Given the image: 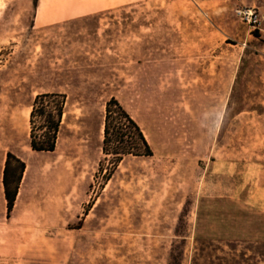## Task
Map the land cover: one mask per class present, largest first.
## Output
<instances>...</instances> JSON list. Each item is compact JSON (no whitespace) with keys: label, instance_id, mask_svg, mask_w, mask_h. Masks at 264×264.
<instances>
[{"label":"rangeland","instance_id":"obj_1","mask_svg":"<svg viewBox=\"0 0 264 264\" xmlns=\"http://www.w3.org/2000/svg\"><path fill=\"white\" fill-rule=\"evenodd\" d=\"M260 1L0 0V264H264V14L236 13ZM46 91L66 105L38 152ZM110 95L152 155L104 181L82 129ZM7 151L29 159L9 216Z\"/></svg>","mask_w":264,"mask_h":264},{"label":"trees","instance_id":"obj_2","mask_svg":"<svg viewBox=\"0 0 264 264\" xmlns=\"http://www.w3.org/2000/svg\"><path fill=\"white\" fill-rule=\"evenodd\" d=\"M65 105L66 94L63 92L35 94L28 119L31 150L51 152L55 149ZM101 152L103 158L97 170L104 181L110 178L126 155H152L151 146L139 124L114 96L107 99L104 105ZM24 169V161L8 151L2 169L6 216L13 208Z\"/></svg>","mask_w":264,"mask_h":264},{"label":"crops","instance_id":"obj_3","mask_svg":"<svg viewBox=\"0 0 264 264\" xmlns=\"http://www.w3.org/2000/svg\"><path fill=\"white\" fill-rule=\"evenodd\" d=\"M243 7H250V8H252V9H254L255 11H256V13L258 14V15H260L261 13L262 14H264V0H261L259 3H258V5H257V8H255L254 6H243ZM46 92H52V91H46ZM57 92H59V91H57ZM111 96H113V95H110V96H108L107 98H106V100L107 99H109ZM115 97V96H114ZM116 98V97H115ZM106 100L103 102V107H104V105H105V102H106ZM118 100V99H117ZM119 101V100H118ZM124 107V106H123ZM125 108V107H124ZM29 111H30V109H28V111H27V114L29 113ZM89 118H90V125L88 126V127H86V128H83L82 129V131H88V130H90L91 131V133H94L95 131H97L100 135L102 134V129H103V118H104V111H103V115H102V118H100L99 117V115H98V113H97V111H96V109L91 113V115L89 116ZM66 120H68V116H67V118H65ZM136 121V120H135ZM61 122H62V120H61ZM137 122V121H136ZM97 123V124H96ZM138 123V122H137ZM95 128L97 129V130H95ZM141 128V127H140ZM143 132V131H142ZM93 139H91V142L93 143V141H92ZM56 144H58V139H57V142H56ZM8 152V151H7ZM6 152V153H7ZM11 152V151H10ZM11 153H13V152H11ZM14 154V153H13ZM16 157H19L20 159H22L23 161H24V163H25V160L27 161V162H29V159H24L22 156H20V155H18V154H14ZM5 158H6V154H5V156H4V159H3V162H2V169H3V166H4V161H5ZM24 170H26V168L24 169ZM24 172L25 171H23V174H22V177H21V180H20V184H19V187H18V191H17V195H16V199H15V202H14V205L16 204V201H17V199H18V197H19V194H20V191H21V187H22V184H23V181H24ZM1 187H2V190H1V194H2V196H3V200H4V206H5V199H4V194H3V185H2V175H1Z\"/></svg>","mask_w":264,"mask_h":264},{"label":"built area","instance_id":"obj_4","mask_svg":"<svg viewBox=\"0 0 264 264\" xmlns=\"http://www.w3.org/2000/svg\"><path fill=\"white\" fill-rule=\"evenodd\" d=\"M236 13L239 15V17L246 21L249 24H252L255 26L260 22V19L258 17V14L256 11L250 7H242L236 10Z\"/></svg>","mask_w":264,"mask_h":264}]
</instances>
